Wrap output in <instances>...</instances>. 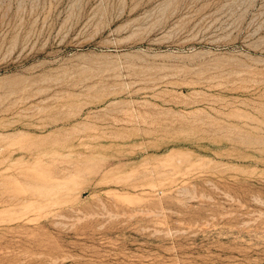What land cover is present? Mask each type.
I'll use <instances>...</instances> for the list:
<instances>
[{
	"label": "rangeland",
	"instance_id": "obj_1",
	"mask_svg": "<svg viewBox=\"0 0 264 264\" xmlns=\"http://www.w3.org/2000/svg\"><path fill=\"white\" fill-rule=\"evenodd\" d=\"M0 264H264V0H0Z\"/></svg>",
	"mask_w": 264,
	"mask_h": 264
}]
</instances>
